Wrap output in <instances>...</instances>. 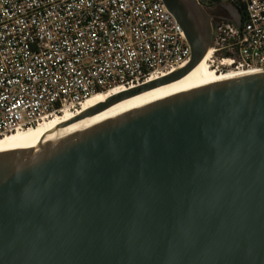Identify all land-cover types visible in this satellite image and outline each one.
I'll list each match as a JSON object with an SVG mask.
<instances>
[{
    "label": "water",
    "instance_id": "95a60500",
    "mask_svg": "<svg viewBox=\"0 0 264 264\" xmlns=\"http://www.w3.org/2000/svg\"><path fill=\"white\" fill-rule=\"evenodd\" d=\"M163 1L190 64L74 121L206 57L213 18L198 0ZM0 264H264V73L0 148Z\"/></svg>",
    "mask_w": 264,
    "mask_h": 264
},
{
    "label": "built area",
    "instance_id": "2783aa9c",
    "mask_svg": "<svg viewBox=\"0 0 264 264\" xmlns=\"http://www.w3.org/2000/svg\"><path fill=\"white\" fill-rule=\"evenodd\" d=\"M226 1L242 23L213 24L209 66L264 73V0ZM191 60L163 0H0V138L77 116L93 95L134 90Z\"/></svg>",
    "mask_w": 264,
    "mask_h": 264
},
{
    "label": "bare ground",
    "instance_id": "6f19581e",
    "mask_svg": "<svg viewBox=\"0 0 264 264\" xmlns=\"http://www.w3.org/2000/svg\"><path fill=\"white\" fill-rule=\"evenodd\" d=\"M209 57L210 54H207L198 66H196L186 76L176 81L149 89L140 94L126 98L112 105L111 107L94 112L93 114L86 116L82 119L74 121L73 119L74 117H76L74 113H71L70 111H64L60 115H53L48 118H45L43 121L40 120V122L35 126H31L27 129L19 130L17 132H13L4 137H1L0 148L14 144L22 139L31 137L33 135H44L83 122L108 119L129 112L131 110L143 107L150 103L165 99L167 97L177 95L179 93H183L213 83H218L221 81H226L229 79L248 75V73H235L232 71L221 72L220 69H218L217 67H210L208 63ZM117 92L119 91L115 90L111 93H99L93 95L87 100V102L83 106L84 111L101 105L102 103L107 101V99L110 98V95L119 94Z\"/></svg>",
    "mask_w": 264,
    "mask_h": 264
},
{
    "label": "flooded vegetation",
    "instance_id": "af4514ba",
    "mask_svg": "<svg viewBox=\"0 0 264 264\" xmlns=\"http://www.w3.org/2000/svg\"><path fill=\"white\" fill-rule=\"evenodd\" d=\"M206 13L213 18L212 24L234 21L238 9L226 0H206L203 6Z\"/></svg>",
    "mask_w": 264,
    "mask_h": 264
},
{
    "label": "trees",
    "instance_id": "16d2710c",
    "mask_svg": "<svg viewBox=\"0 0 264 264\" xmlns=\"http://www.w3.org/2000/svg\"><path fill=\"white\" fill-rule=\"evenodd\" d=\"M240 12H243L242 10H240Z\"/></svg>",
    "mask_w": 264,
    "mask_h": 264
}]
</instances>
